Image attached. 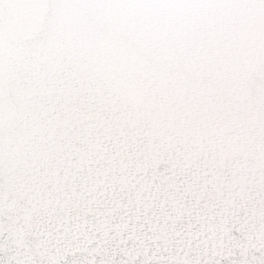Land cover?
Wrapping results in <instances>:
<instances>
[{
  "label": "snow or ice",
  "instance_id": "obj_1",
  "mask_svg": "<svg viewBox=\"0 0 264 264\" xmlns=\"http://www.w3.org/2000/svg\"><path fill=\"white\" fill-rule=\"evenodd\" d=\"M0 264H264V0H0Z\"/></svg>",
  "mask_w": 264,
  "mask_h": 264
}]
</instances>
